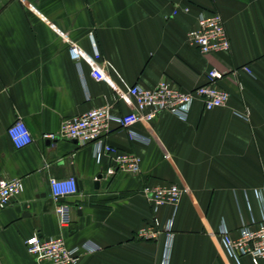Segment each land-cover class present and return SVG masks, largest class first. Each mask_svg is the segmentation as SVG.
Segmentation results:
<instances>
[{
  "label": "crops",
  "instance_id": "1",
  "mask_svg": "<svg viewBox=\"0 0 264 264\" xmlns=\"http://www.w3.org/2000/svg\"><path fill=\"white\" fill-rule=\"evenodd\" d=\"M212 10L221 13L231 47L202 53L188 32ZM93 40L108 79L71 55L74 44L93 54ZM213 68L224 73L218 84L231 94L228 105L206 109L197 99L187 120L164 111L130 127L138 139L111 123L106 141L142 158L138 175L112 172L110 155L97 157L91 143L43 137L105 103L114 115L130 112L133 85L168 79L191 91ZM19 117L34 137L23 148L7 133ZM71 175L79 191L61 200L71 212L62 228L50 179ZM0 176L24 182L0 210V264H39L25 243L34 234L99 247L78 264H255L248 255L231 257L219 228L238 236L243 224L262 218L264 0H0ZM165 184H178L181 198L156 209L143 189ZM148 226L156 238L139 235Z\"/></svg>",
  "mask_w": 264,
  "mask_h": 264
},
{
  "label": "built area",
  "instance_id": "2",
  "mask_svg": "<svg viewBox=\"0 0 264 264\" xmlns=\"http://www.w3.org/2000/svg\"><path fill=\"white\" fill-rule=\"evenodd\" d=\"M176 13V10L174 11ZM189 41L197 46L202 53L228 51L231 41L225 28L224 20L220 12L203 11L198 18L197 26L188 32ZM93 54H87L79 46H71V55L77 61L86 60L92 67L94 75L98 79H108V75L99 60L101 53L93 40ZM248 71L249 68L246 67ZM224 73L217 68L207 73V82L191 91H185L168 79H162L152 87L133 85L128 96L134 101V109L117 116L111 111V106L105 103L101 106L89 109L79 115L67 117L61 121L60 128L56 132L45 133L44 138L49 141L58 139L75 140L80 145L91 143L95 155H110L113 161L112 172L116 169L123 172L138 175L142 170V158L132 152L121 150L106 141V134L111 130V123L118 122L126 129L143 121L150 122L157 115L168 111L182 120H187L195 100L203 102L206 109L226 106L230 100V92L222 88L218 81ZM246 120L247 115L241 114ZM7 133L16 148H23L34 141V137L22 117L13 122ZM130 137L138 139L137 135L129 130ZM51 194L58 202L56 213L60 226L66 228L71 222L70 206L62 202L68 196L79 191L77 178L73 175L67 178L50 179ZM24 190V182L19 177L0 176V210L6 208L13 198L19 196ZM143 192L154 208L162 205L176 207L181 198L182 188L178 184L146 185ZM257 195L261 203L262 218L254 225L243 224L238 236H233L225 224H221L219 235L226 252L236 260L242 256H250L255 264L264 259V189L258 190ZM256 224V225H255ZM172 218L167 221L166 231L168 238L172 237ZM144 238H156L158 231L152 226L139 231ZM28 251L33 254L40 263L52 264H78L85 252L95 251L99 247H93L91 242L70 247L63 235L52 237H40L34 234L25 241ZM163 264L166 263V258Z\"/></svg>",
  "mask_w": 264,
  "mask_h": 264
}]
</instances>
